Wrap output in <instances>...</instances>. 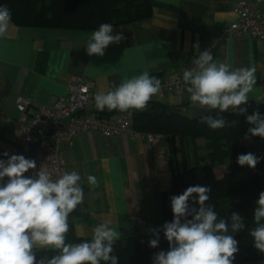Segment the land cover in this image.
<instances>
[{"label": "crops", "instance_id": "crops-1", "mask_svg": "<svg viewBox=\"0 0 264 264\" xmlns=\"http://www.w3.org/2000/svg\"><path fill=\"white\" fill-rule=\"evenodd\" d=\"M149 1L152 13L148 17L114 26L112 34L122 33L125 39L110 44L103 56L87 55L93 30L11 22L6 35L0 37V154H10L20 137L17 97L28 100L33 110L63 98L74 77H84L94 93L113 90L145 70L161 83L171 77L182 79L183 70L199 54L194 48L197 43L199 51L207 49L214 59L233 68L255 66L256 84L249 100H264V40L247 34L235 37L226 31L236 17L238 0ZM182 87L183 81L152 100L168 107L186 104L184 112L190 115L189 94L185 92L176 102L169 100L177 98ZM240 143L255 151L262 147L260 139H241ZM195 146L199 156L207 155L204 138H196ZM31 153L32 147L21 146L17 154L29 158ZM61 153L66 170H76L82 177L85 200L69 220L84 238H91L92 227L105 222L119 233L134 225L133 219L144 231L152 224L163 225L161 192L170 188L172 174L186 165L180 139L165 135H157L150 146L143 134L102 135L86 130L63 142ZM188 155L191 161L192 148ZM0 159L7 158L0 155ZM226 166L217 164L215 172L221 175ZM87 175L96 176L98 184L88 186ZM233 264H264V258Z\"/></svg>", "mask_w": 264, "mask_h": 264}, {"label": "clouds", "instance_id": "clouds-1", "mask_svg": "<svg viewBox=\"0 0 264 264\" xmlns=\"http://www.w3.org/2000/svg\"><path fill=\"white\" fill-rule=\"evenodd\" d=\"M11 19L7 5L0 6V37L8 32ZM113 29L111 23H102L93 30L86 45L87 55L103 56L110 44L125 39L122 33L113 35ZM194 48L199 54L192 59V66L183 70V87L178 90L177 98L169 97L170 102H176L186 92L198 108L209 112L218 109L220 113L232 109L246 114L247 108L240 106L248 103L253 92L256 67L233 68L214 59L209 50L199 51L198 43ZM160 93L161 80L145 70L126 78L113 90L97 93L95 106L101 112L105 108L143 111ZM200 121L212 130L231 126L226 125L222 116L213 119L211 115L201 114ZM246 123L250 127L245 139H264V115L254 110L246 115ZM0 155L7 158L0 159V264H119L114 244L121 234L108 222L92 227L90 239L66 243L69 216L85 200L78 171H65L54 177L53 171L41 164L34 175L26 176L29 170L37 168L34 159L8 152ZM261 159L264 157L253 153L240 154L237 163L255 169ZM86 183L96 186L97 177L87 175ZM210 192V186L197 184L171 197L173 219L162 225L169 248L155 254L154 264H233L239 251L233 234L246 227L244 217L233 211L230 223L229 219L218 218L214 207L206 203ZM190 200L198 207H190ZM255 203V227L249 230V235L255 249L264 254V191ZM152 232L155 238L150 239L149 246L156 248L159 237L155 229ZM77 235H82L79 228ZM34 249L55 250L58 254L37 260Z\"/></svg>", "mask_w": 264, "mask_h": 264}, {"label": "trees", "instance_id": "trees-1", "mask_svg": "<svg viewBox=\"0 0 264 264\" xmlns=\"http://www.w3.org/2000/svg\"><path fill=\"white\" fill-rule=\"evenodd\" d=\"M7 5L11 11V22L19 26L41 28H64L96 30L102 23L114 26L133 22L148 17L152 13L149 0H0V6ZM186 104L168 107L159 100H151L146 110L130 109L133 115L132 128L137 134L153 133L178 137L181 141L185 168L173 173L170 188L161 192L164 223L171 222V197L182 194L189 186L197 184L210 186L209 200L206 202L214 207L218 218L229 219L233 211L244 217L246 227L234 233L238 241L239 251L233 263L246 262L264 258L253 246L249 230L255 227L254 209L259 193L264 191V159L255 169L240 166L237 157L240 154L253 153L264 157V139H260L262 147L259 151L249 149L240 143L245 139L250 125L246 123V115L258 110L264 115V100L256 101L247 107V113L241 114L230 109L224 113L206 111L202 114L211 115L213 119L222 116L226 126L212 130L206 123H201L200 115L192 117L184 112ZM97 114L113 115L120 111H95ZM196 138L206 141V156H199L195 146ZM192 148L194 156L189 160L188 150ZM227 163L221 175L215 172L217 164ZM190 207L193 205L190 200ZM163 223V224H164ZM230 223V219H229ZM70 230L66 243H79L82 239L76 234L73 223L69 220ZM155 229L159 237L156 248L149 246L150 239L155 238ZM121 237L114 244V254L119 257V264H154L153 257L160 251H167L168 242L164 236L162 225L152 224L148 231L140 225L121 228ZM37 260L51 258L58 254L55 250L34 249ZM105 264V262H101Z\"/></svg>", "mask_w": 264, "mask_h": 264}, {"label": "built area", "instance_id": "built-area-1", "mask_svg": "<svg viewBox=\"0 0 264 264\" xmlns=\"http://www.w3.org/2000/svg\"><path fill=\"white\" fill-rule=\"evenodd\" d=\"M235 19L226 31L235 37L250 35L264 40V0H238L234 4ZM182 79L171 77L161 83V91L176 88ZM106 93V92H105ZM90 90L84 77H74L68 86L66 95L51 106H38L29 110L28 100L17 97V107L20 116L16 122L19 140L12 147L11 154H17L19 148L32 147L28 159H34L35 170H29L26 176L34 175L41 164L53 171L54 177L66 170L62 158L61 144L72 141L81 131L92 130L102 135L130 133L136 136L132 128L133 115L129 112H118L113 115H99L95 111V95ZM51 123L57 127L52 132ZM151 146L156 134H143Z\"/></svg>", "mask_w": 264, "mask_h": 264}, {"label": "water", "instance_id": "water-1", "mask_svg": "<svg viewBox=\"0 0 264 264\" xmlns=\"http://www.w3.org/2000/svg\"><path fill=\"white\" fill-rule=\"evenodd\" d=\"M252 105H255V101L254 100H249L246 105H241L240 107L247 108V107L252 106ZM206 111H208V110L207 109H201V108H198L196 106H191L189 108V112H190V115L192 117H195L197 115H200V114H202V113H204ZM237 112L240 113L239 110H237ZM56 127H57V125L55 123H51L50 126H49V128H50V130L52 132L55 130ZM131 223L134 224V225H138V221H136L134 219L131 220Z\"/></svg>", "mask_w": 264, "mask_h": 264}, {"label": "rangeland", "instance_id": "rangeland-1", "mask_svg": "<svg viewBox=\"0 0 264 264\" xmlns=\"http://www.w3.org/2000/svg\"><path fill=\"white\" fill-rule=\"evenodd\" d=\"M147 229H148V228H147ZM147 229H146V230H147Z\"/></svg>", "mask_w": 264, "mask_h": 264}]
</instances>
